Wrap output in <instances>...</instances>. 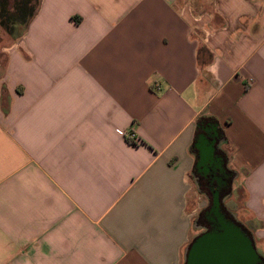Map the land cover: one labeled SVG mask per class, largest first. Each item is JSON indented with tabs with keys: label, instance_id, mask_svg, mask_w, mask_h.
I'll return each mask as SVG.
<instances>
[{
	"label": "crops",
	"instance_id": "crops-1",
	"mask_svg": "<svg viewBox=\"0 0 264 264\" xmlns=\"http://www.w3.org/2000/svg\"><path fill=\"white\" fill-rule=\"evenodd\" d=\"M204 130L264 247V0H39L0 41V264H184Z\"/></svg>",
	"mask_w": 264,
	"mask_h": 264
},
{
	"label": "water",
	"instance_id": "water-1",
	"mask_svg": "<svg viewBox=\"0 0 264 264\" xmlns=\"http://www.w3.org/2000/svg\"><path fill=\"white\" fill-rule=\"evenodd\" d=\"M212 150V145L209 150L201 148V163ZM210 213L217 218V227L193 239L186 250L184 264H259L262 257L253 239L235 220L221 213L217 196Z\"/></svg>",
	"mask_w": 264,
	"mask_h": 264
},
{
	"label": "rangeland",
	"instance_id": "rangeland-1",
	"mask_svg": "<svg viewBox=\"0 0 264 264\" xmlns=\"http://www.w3.org/2000/svg\"><path fill=\"white\" fill-rule=\"evenodd\" d=\"M23 1L26 0H0V22L2 21L3 24L6 22V17L12 16L16 13L15 8H17ZM37 1L39 0H31V4L28 5V9L25 10L24 14H29L30 7H35L37 4ZM197 2H200V0H197ZM199 6V4L197 3ZM4 6V9H3ZM184 6V5H182ZM23 27H18L16 34H22L23 33ZM12 40L14 37L10 36L8 34L7 29L4 26H0V41L2 40ZM198 178V176H197ZM195 182V179H194ZM199 190L197 188L196 183H194L193 188V199L190 205V210L193 213V216L195 217V223L198 226H201L202 229H195V232L193 233V238L201 233L208 230L206 221H205V215L207 214V211H210L211 203H212V195L208 193V191L205 190V188L200 184ZM221 203H222V212L224 216H226L228 219L232 220L233 215L239 217L240 219H243L245 217L244 214V206H243V193L241 189H233L232 185L230 187V193L229 197L224 196L223 194L220 195ZM211 214H207V216H210ZM236 220L235 218H233ZM256 246V245H255ZM256 249L258 253H261V256L264 257V247L262 245H257Z\"/></svg>",
	"mask_w": 264,
	"mask_h": 264
},
{
	"label": "flooded vegetation",
	"instance_id": "flooded-vegetation-1",
	"mask_svg": "<svg viewBox=\"0 0 264 264\" xmlns=\"http://www.w3.org/2000/svg\"><path fill=\"white\" fill-rule=\"evenodd\" d=\"M203 141H205L203 145ZM219 140L217 137V134L214 132H211L209 130L207 131H201L200 134L197 137L196 141V147H197V164L195 167V183L197 185V188L199 190V187L202 186L205 188L206 191H208L209 194L212 195V203L214 198L217 196L220 201V210L222 212V203L220 195L223 194L224 196L229 197L230 193V187L232 184V174L229 172L224 165V162L222 158L220 157L219 152L217 151V144ZM211 145L213 147V150L207 155L206 161L204 163H201V148L204 147L206 150H209L211 148ZM198 176V178H197ZM212 208V207H211ZM210 208V209H211ZM210 211H207V214H209ZM205 215V221L208 228L206 231H211L212 229L217 227V218L212 215L210 216ZM204 233V232H203ZM202 234V233H201ZM261 256V253H259ZM261 262L259 264H264V257L261 256Z\"/></svg>",
	"mask_w": 264,
	"mask_h": 264
},
{
	"label": "trees",
	"instance_id": "trees-1",
	"mask_svg": "<svg viewBox=\"0 0 264 264\" xmlns=\"http://www.w3.org/2000/svg\"><path fill=\"white\" fill-rule=\"evenodd\" d=\"M30 4H31V0L23 1L17 8H15L16 13L14 15H12V16L10 15V16L6 17L5 24H3L2 21L0 22V26L1 27L4 26L7 29L8 34L10 36H12L14 38H18V37H20L22 35V34H20V35L16 34L17 28L18 27H23V30H25L27 24L29 23L30 19L32 18V16L34 15V13L36 11V8H37V5H38V1H37V4H36L35 7H33V6L30 7V9H29L30 12H29L28 15L24 14L25 10L28 9V5H30ZM3 9H4V6H3ZM232 219H233V217H232ZM236 223L240 226V224L238 222H236Z\"/></svg>",
	"mask_w": 264,
	"mask_h": 264
},
{
	"label": "built area",
	"instance_id": "built-area-1",
	"mask_svg": "<svg viewBox=\"0 0 264 264\" xmlns=\"http://www.w3.org/2000/svg\"><path fill=\"white\" fill-rule=\"evenodd\" d=\"M123 136L126 140H130L132 142L136 141V136L133 132H124Z\"/></svg>",
	"mask_w": 264,
	"mask_h": 264
}]
</instances>
